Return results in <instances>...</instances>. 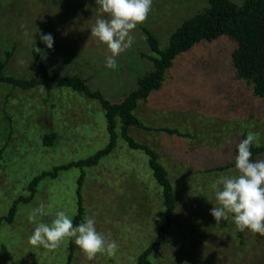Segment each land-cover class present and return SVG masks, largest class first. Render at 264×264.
<instances>
[{"label":"rangeland","instance_id":"rangeland-1","mask_svg":"<svg viewBox=\"0 0 264 264\" xmlns=\"http://www.w3.org/2000/svg\"><path fill=\"white\" fill-rule=\"evenodd\" d=\"M207 6L208 0H153L147 19L132 33L135 42L116 57L118 67L112 70L104 65L110 55L107 46L90 32L100 14L95 0H0V62L7 60L3 73L28 78L42 64L82 76L91 90H100L111 103H119L136 88L137 79L153 69L149 56L156 53L145 30L163 48L176 26ZM37 30L52 35L51 49ZM235 48L233 40L221 35L176 55L160 87L137 101L132 111L145 128L130 126L127 135L158 153L176 203L168 236L146 258L150 264H264V236L238 231L232 214L219 224L210 214L218 206L212 184L221 175H238L235 165L218 169L233 164L235 146L243 139L240 134L251 132L255 146L264 143V99L237 77L232 65ZM208 108L217 109L220 118L214 117L219 115L216 112L209 114ZM120 127L116 119L114 149L97 165L84 168L80 190L79 169L60 171L56 179L39 184L31 203L19 206L12 225L0 227V264H68L70 245V264L138 263L158 237L155 223L158 213L166 210L165 198L146 154L127 146ZM172 129L186 131L181 135L187 139L184 150L159 152L154 146L165 148L163 138ZM51 133L56 138L47 147L44 138ZM108 142L105 111L98 99L52 81L27 89L0 82V218L19 198L29 197L28 185L34 178L78 163ZM199 144L201 154L209 156L208 164L194 155L193 147ZM173 145L171 141L169 149ZM213 149L216 153L210 155ZM256 160H264V153ZM78 192L81 223L85 217H94L96 230L116 240L119 247L114 256L97 253L88 260L74 239H65L55 250L29 243L35 227L27 219L32 210L45 205V214L37 216V222L50 224L58 211L74 220Z\"/></svg>","mask_w":264,"mask_h":264},{"label":"trees","instance_id":"trees-1","mask_svg":"<svg viewBox=\"0 0 264 264\" xmlns=\"http://www.w3.org/2000/svg\"><path fill=\"white\" fill-rule=\"evenodd\" d=\"M150 49L156 56H149L153 63V69L140 76L136 81V88L127 94L119 103H111L104 97L100 90H91L85 78L78 74H63L58 70L47 69L42 64L36 75L28 78L5 76L3 67L6 61L0 62V82L9 83L14 87L32 88L44 82H56L60 86H68L100 101L105 111V120L109 134L108 144L94 155L65 167L56 168L51 173H44L34 178L28 185L29 197L19 198L10 208L6 217L0 218V227L3 224L12 225L20 205L31 203L37 193L39 184L47 178L56 179L60 171L72 168L79 169L82 173L78 185L79 190L82 183L84 168L97 165L100 158L108 155L115 147L116 133L115 120L118 119L120 136L130 149L143 151L148 158V165L154 172L157 182L163 188L166 210L158 213L156 229L159 232L154 244L148 248L139 258L137 264H150L146 258L156 250L168 236L174 219L176 207L173 187L166 175V169L158 162L157 153L144 144L136 143L127 135L130 126L145 128L133 115L137 101H144L153 90H157L164 77L165 70L170 67L171 60L181 52L189 50L192 46L202 40H213L217 37L227 36L236 43L232 53V65L238 78L246 81L253 89L256 97L264 99V0H243L241 3L232 0H208V6L194 15L184 19L176 26L168 37L167 44L160 48L154 34L145 30ZM148 129V128H147ZM167 131L168 129H162ZM173 132V131H171ZM177 132V131H175ZM56 135H46L44 144L51 147ZM246 134H243V139ZM3 150H0V157ZM251 159L264 153V143L261 146L252 145ZM235 165V162L227 167L219 168L225 170ZM82 207L78 192V211L73 220L74 225L81 223ZM247 230V229H246ZM241 232V231H240ZM243 232V231H242ZM242 234V233H240ZM68 264L71 263L72 248L69 247Z\"/></svg>","mask_w":264,"mask_h":264},{"label":"clouds","instance_id":"clouds-1","mask_svg":"<svg viewBox=\"0 0 264 264\" xmlns=\"http://www.w3.org/2000/svg\"><path fill=\"white\" fill-rule=\"evenodd\" d=\"M153 0H95L100 13L90 27L91 36L107 46L104 65L115 70L118 67L116 57L129 50L135 42L133 31L143 23L151 11ZM40 40L47 48L53 47L51 34L39 33ZM41 49L36 48L37 52ZM24 63V61H20ZM42 94L46 95L43 85ZM256 137L250 132L235 146V168L238 175H221L213 184L218 206L210 209L216 224L227 220L229 214L238 231L250 230L253 234L264 236V160L251 159V147ZM45 214V205L41 203L32 210L27 219L35 225L29 236V243L45 249H57L65 239H74L88 260L97 253L114 256L118 250L116 240L106 238L96 230L95 218L85 217L84 222L74 225L64 211H58L51 223L37 222V216Z\"/></svg>","mask_w":264,"mask_h":264},{"label":"crops","instance_id":"crops-1","mask_svg":"<svg viewBox=\"0 0 264 264\" xmlns=\"http://www.w3.org/2000/svg\"><path fill=\"white\" fill-rule=\"evenodd\" d=\"M211 108V107H210ZM210 108H208V110L210 109ZM216 110L217 109H215V110H209V114H213V113H215L216 112ZM217 113V112H216ZM217 114H219V115H215L214 117H217V118H220V116H221V113H217ZM210 124H212V123H210ZM190 125H192V124H190ZM196 126V125H195ZM195 126H193V127H195ZM203 126V125H202ZM199 126H197V127H195V129L197 130V129H199L198 128ZM162 128H164L165 129V127H162ZM162 128H160V129H162ZM168 129H170V128H168ZM174 132H172V134L171 135H168V136H165L164 138H163V143L165 142V148H158V144H156V139H153V143L154 144H156L155 146H154V148L155 149H158L159 150V152H161L162 150H165V152H167V153H170L172 150H175V149H183L184 148V144H185V141L187 142V139L186 138H182V136L181 135H183L182 133H184V132H186L184 129H181L183 132H180L179 130H177V129H172ZM128 131V130H127ZM175 131H177V132H175ZM178 131H179V133H178ZM244 132V131H243ZM167 133V132H166ZM174 133H178V136H177V134L176 135H174ZM187 133H189V135L191 136L192 134H193V132H187ZM208 134H211V135H216L217 133L216 132H214V131H209L208 130V132H207ZM169 134V133H168ZM243 134L244 133H241L240 134V136H241V138L243 137ZM174 135V136H173ZM229 135H230V133H229ZM193 136V135H192ZM195 136V135H194ZM204 136V140H206V138H205V135H203ZM217 136V135H216ZM161 141H162V139H161ZM173 142L174 143V145L172 146V147H174L173 149H172V147L169 149V147H170V142ZM146 146V145H145ZM223 146V145H222ZM148 147V146H147ZM202 144H199V145H196V146H194L193 148H195V150H196V152L194 153V155H195V157L198 159H201L203 162H205V163H207L208 164V162H209V156L207 157V156H203L202 154H201V149H202ZM149 148V147H148ZM151 149V148H150ZM153 150V149H152ZM184 150V149H183ZM214 150V149H213ZM220 150H222V149H219L218 151H220ZM154 151V150H153ZM155 152V151H154ZM155 153H157V152H155ZM214 153H216V150H214V151H209V154L210 155H213ZM158 154V153H157ZM227 167V166H226ZM220 168H222V167H220ZM226 170V169H225ZM221 171H223V170H221Z\"/></svg>","mask_w":264,"mask_h":264}]
</instances>
